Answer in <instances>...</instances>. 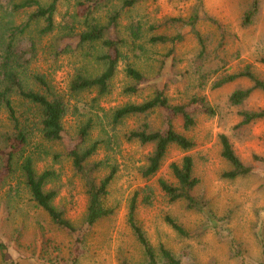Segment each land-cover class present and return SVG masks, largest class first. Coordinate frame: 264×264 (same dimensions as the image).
<instances>
[{
	"label": "rangeland",
	"instance_id": "374dc122",
	"mask_svg": "<svg viewBox=\"0 0 264 264\" xmlns=\"http://www.w3.org/2000/svg\"><path fill=\"white\" fill-rule=\"evenodd\" d=\"M193 0H156L142 2L132 9L124 10L119 19L121 27L133 20H140L145 26L159 22L163 18L185 16ZM252 0H203L205 12L220 22L227 32V38L220 54L225 60L222 73H233L249 65L252 73L264 82V0H258L257 12L252 23L243 27V12ZM119 0L109 4L117 7ZM79 12L73 3L60 7L63 14ZM108 9H101L98 16L105 19ZM24 14L14 16L16 24L25 20ZM199 30L211 38V46L218 42V33L207 22L199 24ZM185 39L174 45H151L142 41L144 53L135 57L130 50L123 52L110 83V92L103 97H96L94 92L70 95L68 84L77 70L87 76L99 74L104 66L96 62L94 55L102 53L95 46L88 51L78 50L54 58L49 48L50 38L39 40L32 33L36 44L34 59L26 68V74H42L57 94L63 95L67 112L62 126L67 139L45 142L35 139L47 152L36 159L37 172L52 170L56 179L47 185L54 187L58 194L54 200L57 208L78 229L73 235L58 229L48 216L35 208L30 197L17 176L8 179L0 187V242L6 246V258L13 264H119L121 259L140 261L141 253L126 225V213L129 201L136 190H151L149 204L142 203L143 194L139 195L136 216L151 246L158 250L163 245L182 264H260L264 259V119L253 122L247 127L233 129L239 118L236 109L229 106L228 96L236 87L247 88L250 83L240 80L221 88H212L219 75L205 84H200L191 74V61L197 53L194 39L187 34ZM127 64L138 69L146 78V85L137 94L127 95L122 92L130 83L124 74ZM159 68V69H158ZM162 87L171 104L181 99L198 95L205 97L213 109V116H208L198 109L195 113V126L187 136L196 142V147L182 153L176 147L169 148L159 172L150 179L140 175L151 147H140L127 142L126 133L134 128L143 117H129L118 124L112 122V113L126 103H140L153 96V84ZM34 88H36L34 86ZM245 109L264 108V94L255 91L244 104ZM168 113V112H167ZM166 112L155 110L145 116L154 129L163 128ZM88 119L93 121V128L87 144L94 140L101 141L94 161H103L100 175L108 171V166H115L117 173L109 186L105 203L113 213L101 219L94 226L83 224L87 196L81 179L73 172L71 161L63 154L74 140L78 128ZM174 128L181 132L180 121L173 122ZM7 115L0 109V130L7 128ZM226 134L237 156L253 172L232 181L224 180L221 174L227 170V164L220 158L218 135ZM73 140H70V139ZM194 159V174L200 183L195 195L203 197L209 205L210 221L200 213L186 208L185 202H170L159 190L157 181L164 179L174 183L168 166L179 161L185 155ZM10 194H8L9 190ZM6 204V205H4ZM170 216L184 228L195 232L196 237L181 238L164 222ZM205 229L199 233V229ZM199 234V235H198ZM237 248L240 254L233 255L229 248ZM239 255V256H238Z\"/></svg>",
	"mask_w": 264,
	"mask_h": 264
},
{
	"label": "trees",
	"instance_id": "16d2710c",
	"mask_svg": "<svg viewBox=\"0 0 264 264\" xmlns=\"http://www.w3.org/2000/svg\"><path fill=\"white\" fill-rule=\"evenodd\" d=\"M113 1L0 0V109L5 112L8 120L7 128L0 130V187L6 185L8 179L18 176L34 207L42 210L58 229L70 235L76 233L78 229L66 217L63 209L55 207L57 189L47 188V185L56 179L55 172L47 169L37 172L34 167L36 159L47 154L35 139L50 143L63 141L67 137L62 126L67 105L63 95L55 92L44 75L26 74L27 66L36 55L32 33L38 40L50 38L49 48L54 58L78 50H86L89 54L95 46L100 48L102 53L93 57L96 62L102 63L103 70L94 76H87L77 70L68 84L70 95L94 92L98 98L110 92L111 80L116 73L118 62L124 58V51L128 49L135 57H140L144 53L142 41L151 45L179 44L186 35L181 30L186 29L198 49L190 63L191 74L200 80L201 85L213 77L216 78L219 73L221 76L213 82L212 88H221L240 80H247L250 83L247 88L236 87L228 96V104L237 110L239 118L233 129L247 127L264 119V108L248 110L244 107L253 92L259 91L264 94V82L252 73L249 65L238 72H221L226 62L220 50L227 38V32L220 22L205 12L203 0H193L185 16L163 18L148 26L138 19H133L125 27H121L119 23L124 10L132 9L142 2L156 0H119L117 7L110 9L109 4ZM71 2L79 12L73 15L65 10L61 14L60 7ZM257 6L258 0H252L243 12L241 19L243 27L252 23ZM101 9H108L105 19L98 16ZM18 14H24L26 18L16 24L14 16ZM201 22H207L217 31L218 42L217 44L215 42V46H211V38L199 30ZM260 63L264 64V57L260 59ZM124 74L130 83L124 87L123 93L137 94L146 85L147 78L132 65L125 66ZM153 91L151 98L140 103H126L115 108L112 113L114 124L129 117H143L126 133L125 139L142 148L151 147L145 165L140 169V175L147 180L159 172L169 148L176 147L182 153H187L196 147V142L186 134L195 126L194 110L198 109V112L208 116H213L214 113L203 96L191 95L171 104L165 95L164 85L160 87L154 83ZM155 110L168 112L162 129H154L145 119V116ZM176 120L180 121L181 132L174 128L173 122ZM93 126L91 119L83 123L76 132V140L63 154L71 161L72 170L81 179L87 196L83 221L86 227L94 226L113 213V209L106 205L105 200L109 186L117 173L115 166H108L107 173L100 175L105 165L103 161H94L93 157L101 141L86 143ZM218 143L220 158L228 166L221 174L222 179L232 181L253 172V167L245 164L237 156L226 134L218 135ZM254 158L264 161L256 156ZM168 169L174 183L159 179L157 181L159 190L170 202L183 200L187 209L203 214L210 221L212 214L208 202L203 197L195 195L200 180L194 174L193 157L185 154L179 161L171 162ZM140 194H143L144 205L150 202L152 196L150 189L145 187L136 190L128 204L126 225L140 250L141 260L134 262L121 259L119 264H182L181 259L163 245L155 250L149 243L136 216ZM164 222L181 238L197 235L170 216H165ZM204 231V228L199 229V233ZM229 249L233 255H241L237 248ZM74 263L75 259L70 260V264ZM0 264H13L12 260L6 258V246L1 242ZM260 264H264V259Z\"/></svg>",
	"mask_w": 264,
	"mask_h": 264
}]
</instances>
